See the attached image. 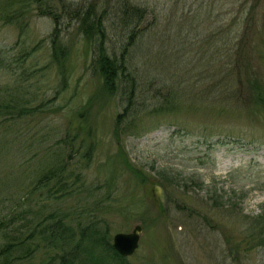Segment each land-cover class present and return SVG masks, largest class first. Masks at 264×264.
<instances>
[{"label":"rangeland","instance_id":"obj_1","mask_svg":"<svg viewBox=\"0 0 264 264\" xmlns=\"http://www.w3.org/2000/svg\"><path fill=\"white\" fill-rule=\"evenodd\" d=\"M10 4L0 21L8 219L28 230L62 217L112 244L141 224L128 264H264V0H0ZM101 48L125 73L114 92L98 73ZM58 158L77 183L35 189ZM46 243L27 264H61ZM96 250L101 262L89 264H115Z\"/></svg>","mask_w":264,"mask_h":264},{"label":"trees","instance_id":"obj_2","mask_svg":"<svg viewBox=\"0 0 264 264\" xmlns=\"http://www.w3.org/2000/svg\"><path fill=\"white\" fill-rule=\"evenodd\" d=\"M29 5V3L26 6L23 5L24 7L28 6L25 9L26 11H29ZM10 6L11 4L8 5V9L6 7L0 8V21L8 17ZM126 6L125 9L128 12V5ZM137 11L139 13L141 9L137 8ZM77 12H80V10ZM54 16V19L59 17L57 14H54ZM84 18H89V13H86ZM13 19H15V17H12V20ZM16 20H18L16 25L24 32L28 26L27 22L22 21L20 15ZM92 22L95 21L92 20ZM96 24L97 28H100L99 24H101V22L99 20L96 21ZM92 30L93 28L90 26L84 28L83 32L87 38L90 37ZM58 34V28L55 27L51 35L54 46L53 57L56 62L63 67L62 55L66 54L67 48L61 43ZM1 60L0 57V64ZM98 73L103 78V84L110 92L117 90L119 88L118 81L125 77V73L121 69L120 64L117 63L115 56L110 55L103 50V48H101V54L98 58ZM122 92L125 93L123 89ZM258 96L264 101L263 92L261 93L258 91ZM68 165L65 159L58 158L56 164L52 166L43 177L36 180L35 189H40L52 183L49 190L52 191V189H54L56 192L62 193L65 190L64 187H69V182H72V179L75 177L78 179L80 176V173H76L75 170L68 171ZM72 183H77V181L74 180ZM49 216L50 218L52 217L51 214ZM53 219L54 220L51 222L43 220V222L38 221L35 224L30 223L28 230H26L25 223L15 224L14 219H8L4 210L0 208V238H2V240H0V264H27L38 249L37 243L46 238L48 247L59 248L61 250L58 251L61 264H79L78 260L80 258L85 260L83 264H89V262H92L94 259L100 263L101 256L95 255V251H97L96 248L98 247L102 248V253L112 258L115 264H128L125 261V257L119 255L113 248L112 243L109 242L110 236L104 234L106 231H101L93 225H82L81 222L76 224L75 228H78V230H75L73 225V227L70 228V224L66 222L64 218L54 217ZM103 227L107 229L106 225H103ZM73 239L75 243L71 245V247L69 246L70 250L67 251V245ZM86 240H90V250L92 249V251L88 252L85 259V249L87 247H85L84 244ZM57 259L55 255L53 256V260L48 261L47 264H56Z\"/></svg>","mask_w":264,"mask_h":264},{"label":"water","instance_id":"obj_3","mask_svg":"<svg viewBox=\"0 0 264 264\" xmlns=\"http://www.w3.org/2000/svg\"><path fill=\"white\" fill-rule=\"evenodd\" d=\"M160 189L155 188V193L158 195ZM142 233V225L137 224L131 232H118L114 235L113 246L123 256L132 255L139 246V241Z\"/></svg>","mask_w":264,"mask_h":264}]
</instances>
